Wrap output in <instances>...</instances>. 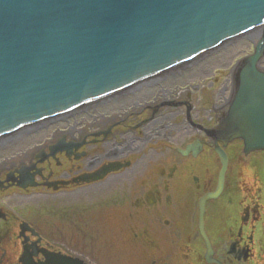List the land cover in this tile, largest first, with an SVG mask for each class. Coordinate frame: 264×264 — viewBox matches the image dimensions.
<instances>
[{"label": "flooded vegetation", "instance_id": "1", "mask_svg": "<svg viewBox=\"0 0 264 264\" xmlns=\"http://www.w3.org/2000/svg\"><path fill=\"white\" fill-rule=\"evenodd\" d=\"M231 49L0 149V264H264V151L205 133Z\"/></svg>", "mask_w": 264, "mask_h": 264}, {"label": "water", "instance_id": "2", "mask_svg": "<svg viewBox=\"0 0 264 264\" xmlns=\"http://www.w3.org/2000/svg\"><path fill=\"white\" fill-rule=\"evenodd\" d=\"M238 40L250 52L221 71L230 96L205 133L249 154L264 151V0H0V143Z\"/></svg>", "mask_w": 264, "mask_h": 264}, {"label": "bare ground", "instance_id": "3", "mask_svg": "<svg viewBox=\"0 0 264 264\" xmlns=\"http://www.w3.org/2000/svg\"><path fill=\"white\" fill-rule=\"evenodd\" d=\"M230 45H228V46H226V47H222V48H219L218 50H214V51H212V52H210V53H208V54H205V55H203L202 57H199V58H197L196 60H194L193 62H191V63H189V64H187V65H185V66H182V67H179V68H174V69H172V70H170L168 73H170V72H174V71H178V69H181V68H185V67H187V66H189V65H191L192 63H195V62H198V61H200L201 59H203L204 57H206V56H212V54H214L215 52H217V51H220V52H222V51H228L227 53H229V50L231 49V47H229ZM219 52V53H220ZM168 73H164V74H160V75H157V76H155V77H152V78H150V79H147V80H144V81H142V82H140V84H137V86H134L133 87V89L131 88V89H129V90H127V91H123V92H119V93H116V94H113V95H109V96H106V97H104V98H102V99H106L107 97L108 98H114V99H116L118 96L119 97H121L122 95H124V94H127L128 92H131V91H138V90H140L141 88H142V84H144V83H151L152 81H154L155 79H158V81H159V79L161 78V77H164L166 74H168ZM161 80V79H160ZM142 85V86H141ZM101 100V99H100ZM103 102H104V100H101V101H96V102H93V103H90V104H87V105H84L83 107H81V108H79V109H77L75 112H73V113H70V114H67V115H64V116H61V117H58V118H56V119H54V120H52V121H49V122H44V123H40V124H37V125H33V126H28V127H25V128H23V129H21V130H19L18 132H15L14 134H11L9 137H7V138H3V140H1V141H3V142H1L0 143V149H2V148H9L11 145H13L14 143H16V142H19V141H23V140H25L27 137H31V138H35V136L33 135V133H37L38 131H40V130H42L43 128H45V127H47V125H50V124H52V123H58V122H60L61 120H65V119H69V118H71V117H73V116H75V118L76 117H78V114H79V116H81V115H84V114H87V112H89V110L91 109L90 107H92V106H94V107H96V106H99L100 104L103 106ZM98 103H100V104H98ZM255 152V151H254ZM206 257V256H205ZM214 257V256H213ZM208 261V260H207ZM209 262V261H208ZM210 263V262H209ZM212 264V263H211ZM216 264H217V262H216Z\"/></svg>", "mask_w": 264, "mask_h": 264}, {"label": "rangeland", "instance_id": "4", "mask_svg": "<svg viewBox=\"0 0 264 264\" xmlns=\"http://www.w3.org/2000/svg\"><path fill=\"white\" fill-rule=\"evenodd\" d=\"M238 41H242V40H238ZM249 44L251 45V42H249ZM250 48L249 47H247V45L246 44H241V45H238V46H236L235 48H232L231 50V55H229L228 57H226V58H224V59H219V61H217L216 63H217V65H215L211 70H208V72H206V74L204 75V76H206L208 73H210V72H214V70H216V69H228L229 68V66H231L232 65V62L234 61L233 59H234V57H239V56H242V55H244L246 52L248 53V52H250V50H249ZM227 67V68H226ZM182 69V68H181ZM178 70H180V69H178ZM174 72H176V71H174ZM171 73H173V72H170V73H168V74H171ZM110 99H114V98H106V99H101V100H104V102L105 101H108V100H110ZM101 100H99V101H101ZM259 173V172H258ZM259 179L260 180H258V179H253L252 181H253V184H254V188H255V190L253 191L254 193H256V194H259L260 195V193H263L261 190H263V189H260V187L262 186V185H264V183H263V180H264V178H263V176L260 178V176H259ZM262 188V187H261Z\"/></svg>", "mask_w": 264, "mask_h": 264}]
</instances>
